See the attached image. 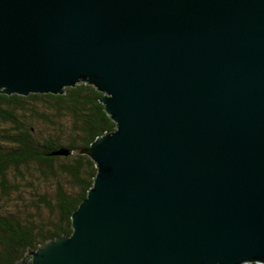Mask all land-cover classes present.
Instances as JSON below:
<instances>
[{"label": "water", "instance_id": "1", "mask_svg": "<svg viewBox=\"0 0 264 264\" xmlns=\"http://www.w3.org/2000/svg\"><path fill=\"white\" fill-rule=\"evenodd\" d=\"M78 83L114 128L13 264H264V0H0V93Z\"/></svg>", "mask_w": 264, "mask_h": 264}, {"label": "trees", "instance_id": "2", "mask_svg": "<svg viewBox=\"0 0 264 264\" xmlns=\"http://www.w3.org/2000/svg\"><path fill=\"white\" fill-rule=\"evenodd\" d=\"M100 96L86 83L62 94L0 93V264L70 233L95 174L87 155L71 151L114 128Z\"/></svg>", "mask_w": 264, "mask_h": 264}]
</instances>
